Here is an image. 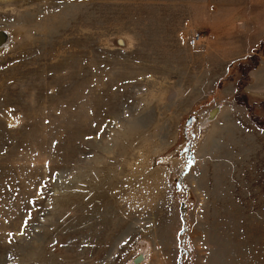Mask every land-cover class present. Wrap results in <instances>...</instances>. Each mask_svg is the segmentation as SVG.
<instances>
[{
	"label": "rangeland",
	"instance_id": "obj_1",
	"mask_svg": "<svg viewBox=\"0 0 264 264\" xmlns=\"http://www.w3.org/2000/svg\"><path fill=\"white\" fill-rule=\"evenodd\" d=\"M0 31V264H264V175L255 209L227 178L264 169L233 115L264 128V0H0Z\"/></svg>",
	"mask_w": 264,
	"mask_h": 264
},
{
	"label": "crops",
	"instance_id": "obj_2",
	"mask_svg": "<svg viewBox=\"0 0 264 264\" xmlns=\"http://www.w3.org/2000/svg\"><path fill=\"white\" fill-rule=\"evenodd\" d=\"M231 112L234 110L233 106H230ZM219 111H218V117H219ZM234 115L235 122L240 127L242 131L246 130L248 132H258V133H264V128H258L254 126L251 122L247 120V118L242 116H236ZM217 118V117H216ZM218 119V118H217ZM216 120V119H215ZM217 126L214 127L213 130H216ZM232 144H228V149H231ZM261 149V147H260ZM258 150L260 153H262ZM235 150V148H234ZM264 158V156H262ZM260 163H262L260 161ZM258 163V164H260ZM259 175H264V169L263 170H257L255 167L247 166L246 164L244 166H232V163L228 165L227 170V178L230 183H234L235 186V199L244 207L255 209L257 207V204L254 203L253 199L250 197L254 193H256L258 190L261 189L260 185L253 182V178L257 177ZM252 213L256 215H263L264 213L258 212V211H252Z\"/></svg>",
	"mask_w": 264,
	"mask_h": 264
},
{
	"label": "bare ground",
	"instance_id": "obj_3",
	"mask_svg": "<svg viewBox=\"0 0 264 264\" xmlns=\"http://www.w3.org/2000/svg\"><path fill=\"white\" fill-rule=\"evenodd\" d=\"M8 37H7V34H5L3 31H0V50L1 49H3L6 45H7V41H6V39H7ZM217 112H218V110L217 109H214L211 113H210V115H211V117H214V118H216V115H217ZM213 118V119H214ZM204 123V122H203ZM142 246L141 247H143V248H145L144 249V252H148L149 250H148V248H149V245L148 244H141ZM139 256V255H138ZM138 259L139 260H141V259H143V254L141 253V256H139L138 257ZM138 260V261H139ZM135 262H137V261H135Z\"/></svg>",
	"mask_w": 264,
	"mask_h": 264
},
{
	"label": "built area",
	"instance_id": "obj_4",
	"mask_svg": "<svg viewBox=\"0 0 264 264\" xmlns=\"http://www.w3.org/2000/svg\"><path fill=\"white\" fill-rule=\"evenodd\" d=\"M198 36H196V37H192L191 38V40H190V44H192V45H195L196 44V42H197V40H198ZM208 119V118H207ZM209 119H212V118H209ZM210 121V120H209Z\"/></svg>",
	"mask_w": 264,
	"mask_h": 264
},
{
	"label": "water",
	"instance_id": "obj_5",
	"mask_svg": "<svg viewBox=\"0 0 264 264\" xmlns=\"http://www.w3.org/2000/svg\"><path fill=\"white\" fill-rule=\"evenodd\" d=\"M216 107V106H215ZM210 116V118H212L211 117V115H209ZM209 118V117H208ZM214 118V117H213ZM139 257V256H138ZM138 257L136 258V259H134L133 261H138L139 259H138Z\"/></svg>",
	"mask_w": 264,
	"mask_h": 264
}]
</instances>
